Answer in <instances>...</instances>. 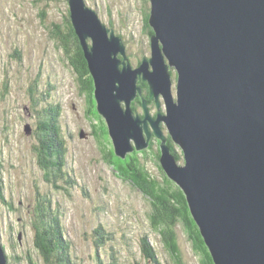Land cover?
<instances>
[{"label":"water","instance_id":"95a60500","mask_svg":"<svg viewBox=\"0 0 264 264\" xmlns=\"http://www.w3.org/2000/svg\"><path fill=\"white\" fill-rule=\"evenodd\" d=\"M149 4L150 56L132 67L114 29L84 0H68L114 152L124 157L157 136L161 167L183 190L214 263L264 264V0ZM138 81L149 99L162 96L164 113L152 118L144 99V116L133 112ZM0 264H8L1 241Z\"/></svg>","mask_w":264,"mask_h":264},{"label":"rangeland","instance_id":"374dc122","mask_svg":"<svg viewBox=\"0 0 264 264\" xmlns=\"http://www.w3.org/2000/svg\"><path fill=\"white\" fill-rule=\"evenodd\" d=\"M84 3L123 36L132 65L142 56H150L144 23L149 0ZM66 8L68 0H0V175L4 196L11 203L8 206L0 197V241L10 256L8 264H31V257L44 264L30 223L41 195L50 197L51 207L63 212L62 224L77 264H97L96 252L103 262L114 256L116 264H155L141 253L140 238L145 233L160 264H172L159 234L150 228V199L101 157L95 128L84 114L83 93L77 88L67 54L61 53L56 48L58 42L49 36V25L59 23ZM47 82L56 87L50 96L45 93ZM54 100H62L65 171L66 177L74 179L70 184L62 177L55 181L59 187L46 181L34 149L39 109L46 107V101ZM151 139L139 151L152 149ZM143 162L152 174H161L153 160ZM100 224L108 232L103 234L102 244L96 243L99 234L94 233ZM176 233L186 264H202L182 225L176 227ZM18 255L20 260L15 259Z\"/></svg>","mask_w":264,"mask_h":264},{"label":"trees","instance_id":"16d2710c","mask_svg":"<svg viewBox=\"0 0 264 264\" xmlns=\"http://www.w3.org/2000/svg\"><path fill=\"white\" fill-rule=\"evenodd\" d=\"M149 9L150 7L148 6L144 11V23L150 37L153 31L148 24ZM63 14L59 23L51 22L49 25V36L52 37L54 42H58L56 48L61 53L67 54L69 64L78 80H86L89 84L90 89L87 94L91 99L87 116L92 120L93 127H95L94 133L96 134L99 149L102 151L101 157L123 180L130 182L133 187L140 190L150 199L151 211L148 215L150 228L159 234L162 244L169 253L172 264H186L178 243V235L176 233L178 225H182L186 233L189 234L187 236L191 239L195 252L200 255L201 263L215 264L198 225L191 215L183 190L164 173L161 167L160 139L155 136L158 139L156 140L159 150L157 154L152 149L147 150V147V151L135 149L131 151L132 153H128L126 157H120L115 154L107 124L104 122L105 119L97 111L95 95L92 93L94 91L93 79L84 58L80 42L72 26L69 8H66ZM42 16L44 17V15ZM105 25L114 29L111 23H105ZM115 34L122 39L126 46L123 36L116 31ZM144 84L140 83L139 85L141 86V93L148 101V86L146 85L147 87L145 88ZM48 87L53 88L55 85L49 84ZM144 88L146 95L143 92ZM49 94L50 92H47V95ZM137 97V101L133 100L131 102V108L134 112L138 106H141V99L139 96ZM48 103L46 107L39 109V112L42 114L40 113L41 116L37 119L40 121V125L35 131L37 143L34 149L36 151L37 162H39V166L44 172L46 181H51L55 187H59L55 181H59L62 177L70 184L74 179L70 176L66 177L65 171L66 142L62 134V124L60 123V117L62 118L63 116V107L58 100L55 103ZM99 120L103 121V124H100ZM166 140L171 153L175 156L176 161L179 162L183 156L182 149L169 134L166 136ZM154 144L155 140H151L149 145L153 147ZM148 158L153 160L157 168H159L160 175H154L147 169L143 159L147 160ZM1 170L2 168L0 167ZM3 187L4 182L0 175V197L4 200V203L10 206L11 203L4 196ZM37 200L30 223L35 229L34 243L36 248L41 252L44 264H77L70 251L72 243L67 237L62 224L61 216L63 212H59L55 207H51L52 200L47 195H41ZM106 232L107 230L102 224L94 230L95 234H99L98 239L96 238V243H103V234ZM140 249L146 260L160 264L157 252L148 239V233H145L140 238ZM95 256L98 259L97 264H116L118 262L114 256L106 262L100 260L97 252ZM9 257L7 255V259ZM15 259L20 260L21 258L18 255ZM29 260L31 264H38L32 257Z\"/></svg>","mask_w":264,"mask_h":264},{"label":"flooded vegetation","instance_id":"af4514ba","mask_svg":"<svg viewBox=\"0 0 264 264\" xmlns=\"http://www.w3.org/2000/svg\"><path fill=\"white\" fill-rule=\"evenodd\" d=\"M138 64L139 63H137L136 65H132V67H136V66H138ZM172 86H171V89H172V93L174 94V96H176V74H175V72L174 71H172ZM91 75V74H90ZM81 79V78H80ZM76 84H77V88H78V90H80L82 93H83V97H84V102H85V104H86V107H85V109H84V114H85V116L86 117H88L86 114L88 113V111H89V104H90V97L88 96V94L86 93L89 89L88 88H90L89 87V84H88V82H86V80L85 81H79L78 80V77H76ZM82 80V79H81ZM140 83H145L144 85H145V88L148 86L147 85V83L146 82H143V81H138V85L140 84ZM147 85V86H146ZM140 86V85H139ZM141 87V86H140ZM145 88L143 89V92H144V95H146V93H145ZM86 91V92H85ZM137 99H138V97H136L134 100H136L137 101ZM140 99H141V106H138L137 107V109H136V111H135V113H137V114H139L141 117H143V114H144V109H143V106H142V100L144 99L145 101H146V107H147V109H148V112H149V114H150V116L152 117V118H156L157 117V114H158V112H161V113H164L165 112V105H164V102H163V98H162V96H158V99L156 100L155 98H153V99H149L148 98V101L145 99V97L143 96V94L141 93V95H140ZM100 116H102V115H100ZM103 118V117H102ZM104 119V118H103ZM90 121H91V119H90ZM98 122H100V124H103V121H101V120H99ZM104 122H105V120H104ZM93 123V122H92ZM91 123V124H92ZM106 123V122H105ZM149 124V123H148ZM95 126V125H94ZM159 127H160V129H161V131H162V133H163V135L166 137L167 135H168V131H167V128H166V125H165V123L163 122V121H161L160 123H159ZM95 128V127H94ZM149 128L151 129V125L149 124ZM151 138L152 139H154L155 140V144H154V146H153V148H152V150H153V152H155L156 154L158 153V147H157V145H156V140H158L156 137H155V135L153 134L152 136H151ZM151 139V140H152ZM149 148H147V150H148Z\"/></svg>","mask_w":264,"mask_h":264},{"label":"bare ground","instance_id":"6f19581e","mask_svg":"<svg viewBox=\"0 0 264 264\" xmlns=\"http://www.w3.org/2000/svg\"><path fill=\"white\" fill-rule=\"evenodd\" d=\"M180 162H184V155L182 156V159H181V161Z\"/></svg>","mask_w":264,"mask_h":264}]
</instances>
